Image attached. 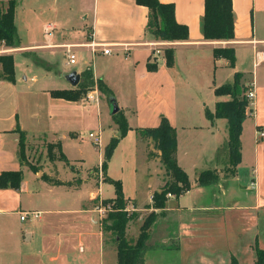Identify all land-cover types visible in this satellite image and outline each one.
I'll return each instance as SVG.
<instances>
[{
	"label": "crops",
	"instance_id": "1",
	"mask_svg": "<svg viewBox=\"0 0 264 264\" xmlns=\"http://www.w3.org/2000/svg\"><path fill=\"white\" fill-rule=\"evenodd\" d=\"M159 1L174 4L177 23L189 29L187 41L158 42L147 36L149 11L135 0H20L15 14L20 45L7 48L13 50L7 55L14 56L15 83L0 81V175L22 171L24 180L23 170L33 173L19 159V130L28 138L46 136L51 143L55 142L51 145L59 144L66 161H61L59 151L55 150L57 159H49L52 163L82 164V159L72 157L66 150L67 145L80 137L81 101L54 98L51 92L75 90L84 78L81 76L80 84L72 87L65 78L69 73L60 71L66 81L55 84L54 77L35 68V64H40L50 71L60 70V66L67 65L68 56L66 49L58 46L80 45L72 49L77 56L75 65L84 64L86 68L74 71L82 75L90 70L94 82L102 80L129 125L126 137L112 157L114 159L123 149L129 180L113 175L110 162L105 180L122 183L128 209L134 212L149 208L156 216L145 264H154L153 253H157V257L165 252L175 253L172 257L178 264H232L233 260L242 264L241 259L253 252L257 259L253 247L259 240L258 222L260 213L264 212V137L259 135L264 132V0H232L235 38L227 42L205 40L202 32L205 0ZM48 26L53 28L50 34L45 32ZM92 42L109 45L111 54H102L100 48L94 53L91 48L81 46ZM168 48L175 50L173 68L166 64L164 50ZM215 48H234L235 67H229L225 59H215ZM17 54H26L32 59L25 62L28 68L20 72ZM99 58L103 59L104 67L98 64ZM149 63L157 64V70L150 72ZM252 69L250 87L255 100L249 115V129L245 127L246 121L243 122L238 165L254 162L255 179L252 177L247 189L254 193L248 195L252 202L247 205L237 201L217 203L219 182L208 187H193L180 197L168 196L164 209H154L153 194L165 186L169 177L160 151L151 140L141 144L137 130L157 128L165 117L177 131L178 164L194 186L197 173L218 168L216 152L227 139L226 120L211 122L206 117V110L214 114L219 102L215 90L232 84L236 73L244 74ZM205 99L211 101L212 109L205 103L202 106ZM101 106L98 134L107 128L112 140L119 132L109 100ZM139 154H142L144 167L137 170ZM94 168L97 167L85 171ZM35 177L45 181L36 174ZM85 179L80 178L75 184L70 182V176L64 181L57 180L71 183L70 187L47 183L52 188L63 187L73 192L89 183ZM211 188H214L212 192ZM196 194L213 196L214 200L199 204L192 201ZM31 195L23 181L19 190L0 189V264H118L114 236L103 231L96 205L90 207L88 203L101 198V194L91 193L90 200L79 210L56 204L31 210L25 202L28 200L25 196ZM102 199L114 200L115 192L113 197ZM30 211L41 213L40 219L26 224L20 218L23 226L19 232L12 217ZM76 212L90 217L76 221L66 218ZM169 245L173 247H166Z\"/></svg>",
	"mask_w": 264,
	"mask_h": 264
},
{
	"label": "trees",
	"instance_id": "2",
	"mask_svg": "<svg viewBox=\"0 0 264 264\" xmlns=\"http://www.w3.org/2000/svg\"><path fill=\"white\" fill-rule=\"evenodd\" d=\"M140 6L149 11L146 35L158 42H178L189 39V29L177 23L175 18L174 4H163L159 0H135ZM20 0H9L5 9L0 4V47L17 48L20 39L15 26L16 8ZM202 32L206 41H232L235 38V16L232 0H205V13L202 21ZM166 64L169 68L175 65V50L168 48L164 50ZM215 59H225L229 67L234 68L236 63L234 48H215L213 51ZM148 70H157V64L149 63ZM15 60L13 55H0V81L15 83ZM84 82L75 90H55L51 92L54 98L77 102L86 96L94 86L93 75L90 70L81 75ZM101 93L108 99L113 98L112 92L102 81H97ZM251 87H245L242 83V75L235 74L232 84L223 85L215 90L216 97L228 98L227 101H219L216 104L215 113L206 111V117L211 122L215 120H226L227 139L217 149V163H225L229 166L227 173L221 174L218 169L205 170L198 174L196 184L193 186L187 173L179 166L177 160V131L162 117L161 124L157 128L139 129L137 135L141 144L151 140L160 151L161 162L167 171L169 180L158 192L153 194L154 209H164L169 195L180 197L189 192L193 187H208L217 185L221 180L236 176L237 167L241 161V133L243 122L246 119V109L249 100L246 95ZM113 120L118 127V136L113 138L106 147L103 171L107 170V159L112 158L117 146L129 131L127 119L122 111L113 115ZM19 133V159L21 160L22 148L26 141L25 133ZM55 150L59 151V159L66 161L59 144L48 146L49 159H57ZM46 182L56 186H72L71 183H63L51 180L43 176ZM23 181L22 171L4 172L0 175V189L19 190ZM115 188V211L108 215L107 221L102 223L105 233L114 236L117 247L118 264H145L146 253L149 250L151 237V226L155 221L153 214L151 220L146 222L139 237L134 240L127 236L128 224L132 221L126 211L128 201L125 200L122 183L109 178L105 180ZM79 186V184H76ZM108 201V200H106ZM257 259L254 264H264V249L256 247ZM232 264H238L236 260Z\"/></svg>",
	"mask_w": 264,
	"mask_h": 264
},
{
	"label": "rangeland",
	"instance_id": "3",
	"mask_svg": "<svg viewBox=\"0 0 264 264\" xmlns=\"http://www.w3.org/2000/svg\"><path fill=\"white\" fill-rule=\"evenodd\" d=\"M9 0H0L1 7L3 9L6 8ZM21 34H23L21 29ZM27 37V36H25ZM264 50V48H262ZM13 50H9L7 48L0 47V55H7L11 54ZM21 55V56H19ZM31 58L24 54H17L16 56V63L18 66L19 72L22 70L27 69L28 67L25 65L26 61L31 62ZM98 64L101 67H104L103 65V59H98ZM62 62V59L59 60ZM36 66V67H35ZM35 68L37 70H43L48 73L50 77H54V83L55 84H64L65 78L64 75H60V71H65V73H70L74 70H81L84 64H78V65H62L60 66V70H57L53 68L51 71L48 70L45 67H42L40 64H35ZM31 69V67L29 68ZM262 68L258 70L259 74ZM50 71V72H49ZM29 73V72H28ZM254 70H250L247 73L241 74L242 75V83L247 85V87H250V82L253 79ZM63 76V77H62ZM90 92V91H89ZM88 92V93H89ZM87 93V95H88ZM87 95L82 97L80 100V122H79V128L78 133H80L79 140H75L76 142L67 145L66 150L69 155L72 157H75L76 159H82L83 162L80 164L79 162H70L67 161L66 163H52L49 160L48 157V146L51 144H54L55 142L51 143L46 136H36V137H26V141L24 144V147L22 148V155H21V163L25 166V168L30 169V171L24 172V184L29 188V192L33 195L26 197L28 200L25 202L29 205L28 207L31 208V210H37L39 208H44L47 205H58L63 206V208H70L74 210H79L81 206H83L87 201L90 200V195L95 194L96 196H99L101 194V198H109L114 196L115 189L112 185H109V183H105V172L103 171V162L105 159V152L106 147L110 144L111 140L109 139V132L108 129L105 128L103 132H101V145L98 147L94 145L90 140H88L89 133L98 134L99 131V122L101 121L100 117V107L101 104L108 103L109 100V107H111L110 99H104L102 95H100V102L99 103H92L89 102L87 99ZM224 99H228L225 97H217V100L222 101ZM214 100V99H213ZM204 103L210 108H213V104H211L210 100H203L202 106ZM251 107L252 104L249 102L248 107L246 109V119H245V127L246 129H249V126H251V117L249 116L251 113ZM208 111V110H206ZM105 116V115H104ZM107 118H109V115L107 114ZM105 120V117H104ZM216 121V120H215ZM83 138V139H82ZM148 142V141H147ZM152 142V141H151ZM153 143V142H152ZM153 145H155L153 143ZM123 156V149H120L114 159L110 158L107 159V165H111L113 175L116 177H124L127 178V182L129 180V174L130 171L124 162L125 159L122 158ZM113 157V156H112ZM142 154H139V157L137 158L136 169L138 170L139 167H144V163L142 161ZM112 159V161H111ZM127 161V160H126ZM82 165V166H81ZM218 170L221 172V174H224L227 169H229V166L225 163H218ZM62 167L64 169H62ZM90 167H97L94 169H91L89 171H85V169H88ZM98 167H100L98 169ZM248 167V168H247ZM254 162L250 165L242 164L240 167H237V176L230 177L228 179H223L220 181V184L217 189V195L215 197L217 203H225L230 204L234 201H237L240 205H247L252 202L250 199V196L248 195H254V193H251V190H247L250 188V183L252 182V177L255 179V173L253 172L254 168ZM165 172V171H164ZM227 173V172H226ZM35 174L43 178V176H47L50 178H54L57 180H67L70 176L71 183L75 184L77 181L81 178L89 183H84L80 190L77 191H70L66 190L63 187L60 188H52L51 184H48L44 180H37L35 177ZM198 177V173L196 174ZM99 182V183H97ZM97 183V184H96ZM166 185V184H165ZM164 186V185H163ZM68 187V186H67ZM220 188V189H219ZM210 190V189H209ZM214 190V188H211V191ZM254 192V191H252ZM247 194V195H246ZM101 198L96 199L95 201H89V206L93 207L94 204L97 206L100 205L101 202L105 205H111L113 209H115V203L112 200H101ZM204 204L207 202H211L214 200L213 196L209 195H194L192 196V201ZM128 215L133 217L132 221L128 224L127 228V236L130 239L136 240L140 235V230L142 226L148 221L151 220L150 216L153 214L156 221V216L149 208L143 210V211H132L131 209L127 208ZM111 213V212H110ZM108 213L104 217H100L98 214V218L101 223L107 221ZM90 217L89 214L86 213H73L66 216V218L70 220H81L82 218L84 220H87ZM260 220L258 222V233L259 240L257 244L253 247L256 250V247L260 249H264V212L260 213ZM59 218V216L57 217ZM56 218V219H57ZM12 221L16 223V227L19 230V232L22 229L23 224L20 222V215L16 217H12ZM31 220L26 221L28 224ZM154 221V223H155ZM153 223V225H154ZM153 225L151 226V229L153 228ZM110 234V233H109ZM111 237L113 236L110 235ZM254 245V244H253ZM166 247H173V245H169ZM160 249V248H158ZM174 250V248H173ZM159 251V250H156ZM172 251V250H171ZM148 253V251H147ZM146 253V255H147ZM154 255V264H178L177 259L173 258L172 256L175 253H159V255L156 257L155 255L157 253H153ZM254 254V255H253ZM247 254L246 258L241 259L242 264H250L254 263L256 261L255 252L252 253V255Z\"/></svg>",
	"mask_w": 264,
	"mask_h": 264
},
{
	"label": "built area",
	"instance_id": "4",
	"mask_svg": "<svg viewBox=\"0 0 264 264\" xmlns=\"http://www.w3.org/2000/svg\"><path fill=\"white\" fill-rule=\"evenodd\" d=\"M53 28L51 26H48L45 29V32L47 34H50L52 32ZM80 45H60L58 47H64L66 49V53L68 56V61H67V65L69 66H73L77 63V56L74 53V51H72L73 48L75 47H79ZM81 46H86L88 48L92 49V52L96 53L97 49H102L101 52L104 55H110L111 54V47L107 44H97V43H90V44H86V45H81ZM100 95L101 92L98 88V84L97 82H94V86L92 87V89L90 90V92L87 95V99L89 102L92 103H99L100 102ZM247 99L250 101L251 104H253V101L255 100V93L254 91L250 88L247 92L246 95ZM260 137L263 138L264 137V132H260L259 133ZM101 135L100 134H94V133H89L88 135V140H90V142H92L94 145L96 146H100L101 145ZM170 197L172 195H169ZM115 211V209L112 208L111 205H105L103 204V202L100 203L99 206L96 207V213L100 216V217H104L106 216L108 213ZM126 211L127 208H126ZM20 218L22 221H27V220H39L41 213L39 212H34V211H30V212H22L20 213Z\"/></svg>",
	"mask_w": 264,
	"mask_h": 264
},
{
	"label": "water",
	"instance_id": "5",
	"mask_svg": "<svg viewBox=\"0 0 264 264\" xmlns=\"http://www.w3.org/2000/svg\"><path fill=\"white\" fill-rule=\"evenodd\" d=\"M65 78L72 87H77L80 84L81 75L78 74L76 71H73L67 74ZM110 104H111V115L113 116L119 112V107L114 98L110 99Z\"/></svg>",
	"mask_w": 264,
	"mask_h": 264
}]
</instances>
